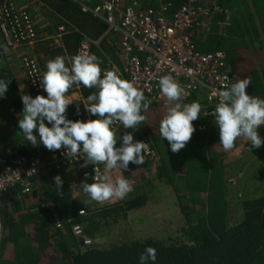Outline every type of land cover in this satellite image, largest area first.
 Segmentation results:
<instances>
[{"label":"trees","instance_id":"1","mask_svg":"<svg viewBox=\"0 0 264 264\" xmlns=\"http://www.w3.org/2000/svg\"><path fill=\"white\" fill-rule=\"evenodd\" d=\"M3 1L0 0V4ZM119 1L122 6L134 5L148 14L160 10L162 5H168V14H173L185 3V0ZM251 2L256 16L248 10L235 12L233 3L240 6L243 0H198L199 5H215L218 10L204 18L209 31L200 26V30L193 32L192 40L201 52L223 51L235 79L246 77L250 80L246 94L264 99V68L259 70L254 64L255 56L264 58V39L260 35V31L264 33V0ZM22 4L26 6L24 10L32 12L33 19L32 4L27 0ZM48 4L63 17L66 28L60 45L53 41L37 43L36 56L44 67L56 56L70 58L78 54L83 37L90 40L89 52L102 61V71L109 62L108 57L113 59L115 52L121 51L104 35L105 23L81 11L71 0H51ZM0 45L5 47L1 37ZM6 56L7 52L0 48V61ZM66 66L70 67L67 61ZM0 79L10 80L5 98L0 99V162L35 155L39 146L29 144L17 126L18 118H22L19 114L23 108L20 100L23 88L8 62L0 66ZM77 85L86 102L87 96L95 90ZM194 101L202 105L200 117L192 122L196 130L185 148L176 153L170 150L167 140L161 139L158 131L166 113V99L144 101L148 108L142 111L146 117L143 125L151 137L150 145L158 154L155 177L174 192L186 223L183 230L186 242L178 239L166 242L150 237L124 240L105 248L93 246V240L104 228L142 209L148 202V194L133 192L134 195L127 199L84 209V214L79 215L81 208L74 202L69 185L63 183L58 189L52 178L55 170H46L35 177V186L29 195L17 198L13 190L0 193V264H139V256L148 246L156 249L155 264H264V184L258 187L259 194L239 202L241 218L231 225L227 172L232 149L228 152L222 148L215 117L203 116L207 104L200 91L184 100L186 103ZM66 115L72 120L95 119L87 116L83 104L76 103L68 106ZM242 140L238 138L233 148ZM260 164L263 175L259 177L264 179V161ZM149 165L144 157L142 165L130 163L128 169L137 181L148 182ZM129 182L135 191L136 181L130 179ZM73 225L82 226L84 238L77 239L73 235ZM86 238L93 242L84 247Z\"/></svg>","mask_w":264,"mask_h":264},{"label":"clouds","instance_id":"2","mask_svg":"<svg viewBox=\"0 0 264 264\" xmlns=\"http://www.w3.org/2000/svg\"><path fill=\"white\" fill-rule=\"evenodd\" d=\"M0 48L5 53L8 51L2 45ZM66 61L70 67L66 66ZM101 63L88 51L70 58L56 56L48 60L46 70L39 77V87L46 95L20 96L23 108L17 126L34 147L43 145L49 152L63 149L76 157L82 153L89 164H103L105 175L100 178L95 175L92 183L81 182L80 189L93 201L114 203L125 198L132 191V185L123 174L114 181L107 174L114 169L122 173L128 170L130 163L142 165L148 152L147 143L134 140V131L121 136L117 135V127L136 130L146 119L142 111L148 104L144 102L143 91L132 81L122 79L118 70H105L102 75ZM9 83L10 80L0 79V99L5 98ZM75 84L95 90L87 96L84 106L87 116L95 119L67 118V108L73 102L66 93ZM249 84L246 77L228 81L215 93L219 97L214 112L215 126L225 151L233 149L238 138H244L253 148L264 144L257 131L264 126V99L246 94ZM158 86L167 100L159 135L176 153L185 148L195 132L192 122L200 117L202 105L198 101L184 102L188 93L171 74L160 77ZM97 171L94 167V172ZM53 179L54 185L61 189V177L56 175ZM112 198L118 200L105 202ZM156 259V249L148 246L139 256V264H155Z\"/></svg>","mask_w":264,"mask_h":264},{"label":"built area","instance_id":"3","mask_svg":"<svg viewBox=\"0 0 264 264\" xmlns=\"http://www.w3.org/2000/svg\"><path fill=\"white\" fill-rule=\"evenodd\" d=\"M71 1L81 11L90 13L105 23V36L119 38L124 66L122 73L118 72L122 79L132 81L143 91L145 101L166 99L160 93L158 80L163 75L171 74L188 93L184 100L200 91L207 104L203 116L215 117V105L219 101L215 93L221 90L224 83L236 81L234 70L227 63L223 51L206 53L197 50L192 34L200 30V26L206 32L209 31L205 27L207 23L204 18L217 11V6H201L198 0H185L173 14H168V5H162L160 10L148 14L137 10L134 5L122 6L119 0ZM59 29L62 35L65 29ZM0 37L5 47L10 50L33 45L38 40L32 16L13 0H4L0 4ZM89 50L90 40L83 37L78 53ZM21 64L30 90L35 94L44 93L39 87V77L43 71L38 60L32 55H24ZM112 69L116 68L108 62L103 71ZM262 129L264 126L257 129L258 134ZM137 141L147 143L148 152L144 157L150 163L156 162L158 154L150 145L149 139L141 136ZM84 165L87 167L81 171L82 181L92 183L95 175L98 178L105 175L103 164L89 165L82 153L76 157L63 149L50 151L46 155L37 152L35 155L16 157L12 161L2 160L0 193L13 190L17 198L29 195L35 186V177L44 171H60ZM94 167L98 169L96 173ZM115 170L107 174L112 181L115 180ZM117 200L112 198L105 202ZM78 214L83 215L84 211L80 210ZM72 232L76 238H84L81 225H73ZM91 243L89 239L83 241L84 247Z\"/></svg>","mask_w":264,"mask_h":264},{"label":"rangeland","instance_id":"4","mask_svg":"<svg viewBox=\"0 0 264 264\" xmlns=\"http://www.w3.org/2000/svg\"><path fill=\"white\" fill-rule=\"evenodd\" d=\"M13 1L18 6L26 8V6L22 4L24 0ZM50 1L51 0H27L28 3L32 4L31 7L34 10L33 20L36 26L38 40L33 45H27L16 50L7 51L6 58L0 61V66L3 63L8 62L13 73L21 82L23 94H29L33 97L37 94L33 93L29 88L23 73L21 58L24 55H32L38 60L35 52L37 49V43L40 41H48L49 43L53 41L56 45H60L61 31L59 27H63V29L66 28L63 25L65 23L63 17L49 6L48 3ZM31 13L32 12H30V15L32 16ZM109 38V40H113L114 43H118L117 48H120L119 38L110 36ZM115 53L116 54H114L113 59H110L109 57V60L115 64L116 70L122 73L124 66L122 51ZM249 57H252V55ZM263 59L264 58L262 56H255L254 64L259 70L264 68ZM38 62L41 65L40 61ZM41 66L44 72V66ZM40 95H46V93H41ZM122 131H134L133 136L136 141L141 136L147 137L151 140V137L147 133L143 123L138 126L136 130L122 128ZM259 135L262 139H264V129L260 131ZM239 145H241V147H239ZM239 145L238 147L236 146L233 148L229 153V157L232 161L230 162L227 172V191L229 195L230 208L229 223L231 225L238 222L241 218V207L239 206V202L247 196L251 197L259 194V192H257L258 187L262 188L264 184V179L259 177V175H263L260 161H264V144H262L260 148H253L248 142H245V139H243ZM37 151L41 152L42 155H46L49 152V150H47L43 145H40V148ZM155 163L156 162L150 163L149 165V169L147 171L148 182H139L137 181V178L133 176L135 178L134 181H136V189L123 198L127 199L139 191L146 192L148 194L147 204L142 209L132 211L133 213L130 212L132 213L130 219L133 221L134 226L126 222L128 218L117 224H112L109 228H104L103 233L96 237L95 240H93L94 242L92 241L93 246L105 248L124 240H144L150 237L166 242L175 239L186 242V237H184L183 233V230L186 228L185 220L179 212L172 188L156 179L154 174ZM81 171L77 170V168L58 172L54 171L52 173V178L56 175H59L61 179L65 176H70L74 179L73 181L75 186H78L79 192L82 193L80 190V183H78L81 182ZM133 177L127 176L125 179L129 181L130 179L132 180ZM81 210L85 212L83 208H81ZM81 248L84 249V247Z\"/></svg>","mask_w":264,"mask_h":264},{"label":"crops","instance_id":"5","mask_svg":"<svg viewBox=\"0 0 264 264\" xmlns=\"http://www.w3.org/2000/svg\"><path fill=\"white\" fill-rule=\"evenodd\" d=\"M243 1H244V3H239L240 6H236V3H233L232 7H233V9H235V12H237L239 10H241V12H244L245 10H248L252 15H255L254 5L251 2V0H243ZM260 35H261V38L264 39V33L262 31H260ZM110 37H113V36H110ZM115 44L118 47V43H115ZM108 60H109V57H108ZM109 63H111L115 67V64L112 63L110 60H109ZM41 68H42V66H41ZM44 70H45V67H44ZM66 96L73 102V104L76 103V104H83L84 106L86 105V102H85V100L83 99V97L81 95L80 87L77 84L72 86V88L68 90V92L66 93ZM73 104H71V105H73ZM123 132L124 131H122V127H120L119 130L117 131V135H121L122 136L124 134ZM127 132H130V131H127ZM118 145H119V141L117 142V146ZM39 148H40V146L36 150H38ZM89 165H92V164H89ZM86 167L87 166L84 165V166H77V167H72V168H77V170L81 171V170H84ZM72 168H68V169H72ZM64 170H67V169H64ZM60 171H62V170H60ZM55 172H58V171H55ZM122 174H123L124 178L127 177V176L128 177H133V174H132V172L129 169L126 170V171L122 170V173L120 172L119 169H117V170H115L113 172V176H114L115 179L117 177L121 176ZM134 179L135 178L133 177V180ZM73 180L74 179L72 177H70V176H65L62 179L63 183H66V184L69 185L72 198H73L74 202L76 203V205L79 208L94 209V208H98L102 204H104V202L103 203H99V202L91 200L82 191H81L82 193H80L79 189H78V186H75V183H74ZM81 182H85V181L81 180ZM81 182H78V183H80V185H81ZM87 183H89V182H87ZM132 213H130L128 215V219L126 220V222L129 223V224H132V226H134L133 225L134 224L133 221L130 219V216H131Z\"/></svg>","mask_w":264,"mask_h":264}]
</instances>
